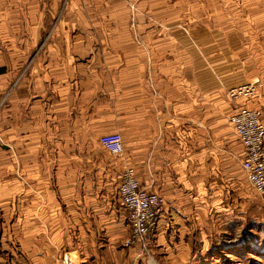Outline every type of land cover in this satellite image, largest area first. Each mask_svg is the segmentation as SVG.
I'll return each mask as SVG.
<instances>
[{
  "label": "crops",
  "instance_id": "1",
  "mask_svg": "<svg viewBox=\"0 0 264 264\" xmlns=\"http://www.w3.org/2000/svg\"><path fill=\"white\" fill-rule=\"evenodd\" d=\"M46 1L0 0V123L4 154L20 173V202H0V264H62L65 254L82 264H150L189 254L200 216L223 208L235 218V169L203 162L208 139L225 144L214 158L236 156L232 106L216 134L200 133V106L219 111L221 98L200 104V69H187L181 39L148 24L55 21ZM191 58L200 62L198 52ZM254 98L242 105L259 109ZM113 131L122 134L120 155L100 142ZM129 167L165 198L150 252L124 246L131 230L118 189Z\"/></svg>",
  "mask_w": 264,
  "mask_h": 264
},
{
  "label": "rangeland",
  "instance_id": "2",
  "mask_svg": "<svg viewBox=\"0 0 264 264\" xmlns=\"http://www.w3.org/2000/svg\"><path fill=\"white\" fill-rule=\"evenodd\" d=\"M51 3V0L46 1L44 9L56 12L55 21L148 24L157 29L152 33L161 37L172 34L174 41L181 39V49L190 55L187 69H200V104L203 99L207 106L213 97L221 98L219 111L208 114L200 106L201 130V124H205L200 133L216 134V120L227 115V107L248 104L252 97L264 120V96L256 95L255 90L250 96L245 94L249 84L254 83L259 89L264 82V0H108L107 15L105 8L103 14L100 13L101 4L105 3L102 0H56L55 6ZM196 52L200 56L199 63L191 62ZM0 88L3 89L0 91L1 109L5 103L3 77H0ZM0 115L1 121L4 117L3 113ZM0 129V202H20L19 168L10 165L4 154L1 123ZM220 133L225 134L222 129ZM219 140H206L204 145L208 150L203 162L205 166L235 169L237 182L229 195L235 218L229 222L223 208L220 213L214 209L200 216L199 238L191 240L189 254L167 257L165 262L152 259L150 264H264V201L242 177L239 140L233 139L236 156H231L230 160L224 159L223 152L220 158L212 156L213 150L225 149V144ZM12 181L15 183L11 184ZM222 201H228V193L223 195ZM76 260L81 262L78 256Z\"/></svg>",
  "mask_w": 264,
  "mask_h": 264
},
{
  "label": "built area",
  "instance_id": "3",
  "mask_svg": "<svg viewBox=\"0 0 264 264\" xmlns=\"http://www.w3.org/2000/svg\"><path fill=\"white\" fill-rule=\"evenodd\" d=\"M254 84L246 88V95L254 93ZM234 97H237L233 93ZM237 138L243 148L241 166L256 193L264 201V122L257 109L235 104L230 117ZM102 145L113 155L124 152L122 134L117 131L103 134ZM119 200L127 211L130 235L124 241L125 247L139 246L143 252H150L155 246L154 233L162 214L165 198L143 186L135 169L127 168L120 175ZM170 226V222H167ZM62 264H82L71 255L65 254Z\"/></svg>",
  "mask_w": 264,
  "mask_h": 264
}]
</instances>
